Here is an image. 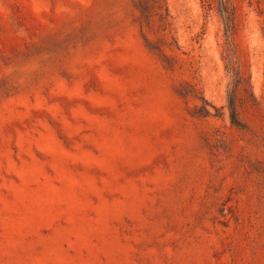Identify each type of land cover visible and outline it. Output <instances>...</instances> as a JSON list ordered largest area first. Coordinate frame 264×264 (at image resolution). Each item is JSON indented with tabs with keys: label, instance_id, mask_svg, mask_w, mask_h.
<instances>
[{
	"label": "rangeland",
	"instance_id": "1",
	"mask_svg": "<svg viewBox=\"0 0 264 264\" xmlns=\"http://www.w3.org/2000/svg\"><path fill=\"white\" fill-rule=\"evenodd\" d=\"M226 7L0 0V264H264V0Z\"/></svg>",
	"mask_w": 264,
	"mask_h": 264
},
{
	"label": "trees",
	"instance_id": "2",
	"mask_svg": "<svg viewBox=\"0 0 264 264\" xmlns=\"http://www.w3.org/2000/svg\"><path fill=\"white\" fill-rule=\"evenodd\" d=\"M220 11L221 14L223 16L224 19V23H225V30H226V36L227 38L230 40L229 42L231 43L233 40V32H232V24H231V20H230V16L228 15L227 12V7H226V0H220ZM231 57H227V68L228 70L232 69V64L230 62ZM243 78V76H241V74L237 71L236 73H234V85L233 87L230 89L229 93H228V102H229V107L231 110V115H232V119L233 121H236L235 119V115H236V82H239L240 79Z\"/></svg>",
	"mask_w": 264,
	"mask_h": 264
}]
</instances>
